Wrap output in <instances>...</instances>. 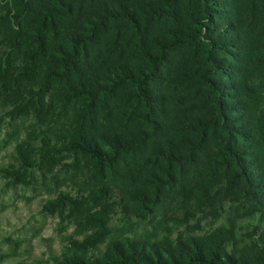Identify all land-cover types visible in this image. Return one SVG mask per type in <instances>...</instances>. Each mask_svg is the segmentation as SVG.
Instances as JSON below:
<instances>
[{
  "label": "trees",
  "instance_id": "1",
  "mask_svg": "<svg viewBox=\"0 0 264 264\" xmlns=\"http://www.w3.org/2000/svg\"><path fill=\"white\" fill-rule=\"evenodd\" d=\"M1 133L22 264H264V0H0Z\"/></svg>",
  "mask_w": 264,
  "mask_h": 264
},
{
  "label": "rangeland",
  "instance_id": "2",
  "mask_svg": "<svg viewBox=\"0 0 264 264\" xmlns=\"http://www.w3.org/2000/svg\"><path fill=\"white\" fill-rule=\"evenodd\" d=\"M5 137L0 134V168L12 153V145L2 143ZM46 196L42 188L12 187L0 178V264L44 261L61 251L62 239L72 229L41 213Z\"/></svg>",
  "mask_w": 264,
  "mask_h": 264
}]
</instances>
